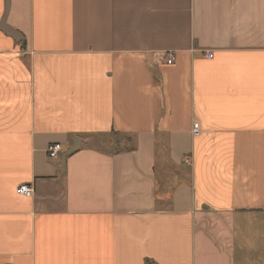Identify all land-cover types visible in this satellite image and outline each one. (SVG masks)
<instances>
[{"label":"crops","instance_id":"obj_1","mask_svg":"<svg viewBox=\"0 0 264 264\" xmlns=\"http://www.w3.org/2000/svg\"><path fill=\"white\" fill-rule=\"evenodd\" d=\"M0 264H264V0H0Z\"/></svg>","mask_w":264,"mask_h":264},{"label":"built area","instance_id":"obj_2","mask_svg":"<svg viewBox=\"0 0 264 264\" xmlns=\"http://www.w3.org/2000/svg\"><path fill=\"white\" fill-rule=\"evenodd\" d=\"M212 55L211 52H207L206 56L210 57ZM174 60V55L170 52L166 53V62L171 63ZM191 132L193 135H198L200 133V128L198 122H194L192 124ZM62 149V145L59 142H52L49 143L46 147V153L49 158H57L59 156V153ZM185 161L188 162V158H185ZM16 192L21 195H25L27 197L31 196L33 193L32 187L28 184L21 183L17 185Z\"/></svg>","mask_w":264,"mask_h":264},{"label":"water","instance_id":"obj_3","mask_svg":"<svg viewBox=\"0 0 264 264\" xmlns=\"http://www.w3.org/2000/svg\"><path fill=\"white\" fill-rule=\"evenodd\" d=\"M6 10H7V8L5 9V12H6ZM3 21H4V19L2 20L1 29H2L5 33H7V34L13 36V37L16 39V35H17L16 32H15L13 29H11L8 25L4 24ZM76 148H77V145H76V144H73V145L70 146L69 149L66 151V154H65V155L69 154L70 152H72V151L75 150Z\"/></svg>","mask_w":264,"mask_h":264},{"label":"rangeland","instance_id":"obj_4","mask_svg":"<svg viewBox=\"0 0 264 264\" xmlns=\"http://www.w3.org/2000/svg\"><path fill=\"white\" fill-rule=\"evenodd\" d=\"M111 137H113V139L114 138H116L117 137V139H119V136L117 135V136H115V135H113L112 134V136ZM124 142V143H123ZM128 145V143L127 142H125V141H123V140H121V145L120 146H127ZM118 148H123V147H118Z\"/></svg>","mask_w":264,"mask_h":264}]
</instances>
